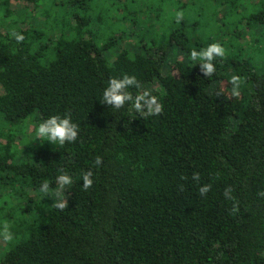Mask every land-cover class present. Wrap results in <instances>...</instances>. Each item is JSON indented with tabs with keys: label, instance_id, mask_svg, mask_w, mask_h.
Returning <instances> with one entry per match:
<instances>
[{
	"label": "trees",
	"instance_id": "16d2710c",
	"mask_svg": "<svg viewBox=\"0 0 264 264\" xmlns=\"http://www.w3.org/2000/svg\"><path fill=\"white\" fill-rule=\"evenodd\" d=\"M124 75L159 116L101 103ZM0 85V264H264V0H0Z\"/></svg>",
	"mask_w": 264,
	"mask_h": 264
},
{
	"label": "clouds",
	"instance_id": "9594fccd",
	"mask_svg": "<svg viewBox=\"0 0 264 264\" xmlns=\"http://www.w3.org/2000/svg\"><path fill=\"white\" fill-rule=\"evenodd\" d=\"M183 17V13H177L176 22L179 23ZM17 43H21L25 40V36L20 32H13ZM224 55V49L219 44H211L206 50L201 53L196 51L191 52V56L195 60L198 56L201 61L199 63L200 70L205 77H211L216 71L213 61L217 57ZM237 78H233V83H236ZM138 88L139 82L135 76L124 75L122 78L109 79L107 85L102 90L101 103L111 107V109L121 110L127 106L133 107L135 111L143 119H147L152 116H159L164 109V105L160 102L159 98L149 93H144L133 97L132 93L128 91L130 88ZM37 140L43 138L47 142H50L54 146H64L65 144L75 143L79 136L78 125L75 124L68 115H52L47 119H44L39 123L37 129ZM95 166L98 168L102 165V158L97 157L94 161ZM57 183L60 188H64L72 183V177L70 174L64 172L57 176ZM194 179H199V176H194ZM94 184L93 173L89 170L82 177L81 187L84 190H88ZM49 185L44 183L40 191L47 192ZM209 191V186L205 185L199 188V193L203 196ZM230 191V190H229ZM227 194V193H226ZM57 209L63 210L66 207L64 202H55ZM235 211V209H234ZM4 241H12L14 235L11 231L5 229L0 233Z\"/></svg>",
	"mask_w": 264,
	"mask_h": 264
},
{
	"label": "rangeland",
	"instance_id": "374dc122",
	"mask_svg": "<svg viewBox=\"0 0 264 264\" xmlns=\"http://www.w3.org/2000/svg\"><path fill=\"white\" fill-rule=\"evenodd\" d=\"M20 6H21V5H20ZM24 7H25V6L22 5V6L20 7V9H22V11H23V8H24ZM150 89L153 90V91H151V92H153V94H155V92L158 90V86H157V85L152 86V87H150ZM150 89H149V90H150ZM144 93L152 94V93H150V92L147 91V90H146ZM144 93H143V94H144ZM2 95H3V88H2L1 85H0V96H2ZM28 127H29L28 134L30 133L29 136H31V135H32L31 132H33L34 129H35V128H34V124H29ZM31 138L34 139V136H33V137L31 136ZM18 139H19V138H18ZM32 139H30V140H32ZM20 148L23 149V146L20 145Z\"/></svg>",
	"mask_w": 264,
	"mask_h": 264
}]
</instances>
